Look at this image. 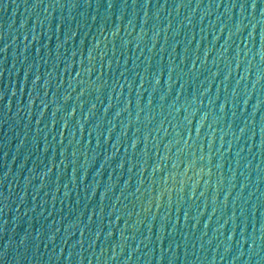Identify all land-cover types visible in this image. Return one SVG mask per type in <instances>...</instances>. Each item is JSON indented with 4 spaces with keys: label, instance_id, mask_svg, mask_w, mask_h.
<instances>
[{
    "label": "water",
    "instance_id": "water-1",
    "mask_svg": "<svg viewBox=\"0 0 264 264\" xmlns=\"http://www.w3.org/2000/svg\"><path fill=\"white\" fill-rule=\"evenodd\" d=\"M0 264H264V0H0Z\"/></svg>",
    "mask_w": 264,
    "mask_h": 264
}]
</instances>
